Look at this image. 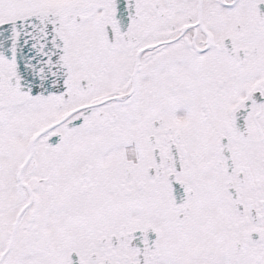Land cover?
I'll list each match as a JSON object with an SVG mask.
<instances>
[{
    "label": "snow or ice",
    "instance_id": "obj_1",
    "mask_svg": "<svg viewBox=\"0 0 264 264\" xmlns=\"http://www.w3.org/2000/svg\"><path fill=\"white\" fill-rule=\"evenodd\" d=\"M0 264H264V0H0Z\"/></svg>",
    "mask_w": 264,
    "mask_h": 264
}]
</instances>
